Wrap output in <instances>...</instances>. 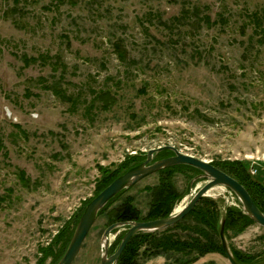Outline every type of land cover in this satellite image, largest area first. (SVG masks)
<instances>
[{
  "label": "rangeland",
  "instance_id": "1",
  "mask_svg": "<svg viewBox=\"0 0 264 264\" xmlns=\"http://www.w3.org/2000/svg\"><path fill=\"white\" fill-rule=\"evenodd\" d=\"M17 8L0 0V264H53L59 231L96 196L101 169L150 149L247 161L264 183V0H20ZM22 55L46 59L25 65ZM55 82L64 98L46 88ZM103 88L116 98L109 110L95 101ZM196 176L173 174L183 196L171 213L207 181ZM158 182L149 174L112 206L130 197L144 215L147 187ZM203 197L222 212L239 207L224 186ZM106 218L97 216L72 264H100ZM124 231L109 234V248ZM263 235L253 223L224 241L230 255L235 248L264 264ZM226 263L207 253L191 264Z\"/></svg>",
  "mask_w": 264,
  "mask_h": 264
},
{
  "label": "trees",
  "instance_id": "2",
  "mask_svg": "<svg viewBox=\"0 0 264 264\" xmlns=\"http://www.w3.org/2000/svg\"><path fill=\"white\" fill-rule=\"evenodd\" d=\"M19 2L20 0H13L15 11H18L17 6ZM115 50L120 56H123L124 50L120 44L115 45ZM21 57L25 65L37 60L46 59L44 55L38 57L22 55ZM56 65H62L59 57L54 61L53 69L58 68ZM46 88H49L57 96L64 98V93L58 82L47 85ZM65 98L70 99L69 97ZM115 100V95L110 89L103 88L95 93V101L100 102V108L103 110H109L115 103ZM2 146L0 137V149ZM166 152L170 153V151H161L163 154ZM144 158V155H132L121 167H117L112 171L106 168L101 169V178L98 181L95 195L102 191L115 178L125 173L131 167L141 163ZM210 163L239 181L246 188L257 207L264 213V183L262 179L253 177L250 174V166L247 161H212ZM181 170L194 174L200 173L199 170L188 165H174L157 171L159 182L155 186L147 187L150 191V199L147 212L144 215L137 209L130 197H126L118 205L112 206L123 193V190L109 200L98 212L97 216L106 214V227L115 222L150 221L167 217L170 215L174 204L183 196V193H180L176 189L172 181L173 174ZM2 199V196H0V200ZM82 209L73 216V221L65 227L66 229L64 228L65 230L59 231L56 243L58 242L59 246L61 243L62 246L55 249L56 258L53 264L58 263L63 256ZM187 218H192L191 225L183 224ZM253 223L241 211L240 203L239 207L226 206L222 212L218 201L201 197L195 207L181 221L171 227L162 231L138 232L134 234L121 252L117 264H143L147 259L154 256H163L164 264H191L207 253H220L225 256L223 243L220 238L221 227H223V237L225 238L229 232L233 235L240 234L248 225ZM178 229L189 232V235L186 238L181 237L177 233ZM123 234L110 246L109 254H112L117 248ZM261 240L264 243V235L261 237ZM41 252L43 255L46 252L52 254L50 246L48 250L41 249ZM230 252L237 264H258L255 254L243 252L235 248L230 249Z\"/></svg>",
  "mask_w": 264,
  "mask_h": 264
},
{
  "label": "water",
  "instance_id": "3",
  "mask_svg": "<svg viewBox=\"0 0 264 264\" xmlns=\"http://www.w3.org/2000/svg\"><path fill=\"white\" fill-rule=\"evenodd\" d=\"M161 151H171L173 155L151 162L153 157ZM174 165L191 166L200 171L196 177L206 178L207 181L195 191L181 209L175 213H171L167 217L150 221L115 222L108 225L102 235L100 264H117L121 252L134 234L138 232H155L176 224L194 208L201 197L206 196L208 191L216 186H224L232 191L241 205V211L254 223L264 227V213L257 207L246 188L239 181L215 167L210 162L191 155L182 154L174 146H161L156 149L148 150L144 161L131 167L125 173L115 178L87 203L78 219L70 242L57 264H72L86 235L96 220L98 212L109 200L149 174ZM119 228H125V233L115 251L109 254L108 236L112 231ZM220 238L223 243L224 254L229 263L237 264L224 243L223 227L220 229Z\"/></svg>",
  "mask_w": 264,
  "mask_h": 264
},
{
  "label": "flooded vegetation",
  "instance_id": "4",
  "mask_svg": "<svg viewBox=\"0 0 264 264\" xmlns=\"http://www.w3.org/2000/svg\"><path fill=\"white\" fill-rule=\"evenodd\" d=\"M169 155H167L166 157H168ZM165 157V156H164Z\"/></svg>",
  "mask_w": 264,
  "mask_h": 264
},
{
  "label": "bare ground",
  "instance_id": "5",
  "mask_svg": "<svg viewBox=\"0 0 264 264\" xmlns=\"http://www.w3.org/2000/svg\"><path fill=\"white\" fill-rule=\"evenodd\" d=\"M178 208H179V207H178ZM178 208H177V209H178ZM175 210H176V209H175Z\"/></svg>",
  "mask_w": 264,
  "mask_h": 264
},
{
  "label": "crops",
  "instance_id": "6",
  "mask_svg": "<svg viewBox=\"0 0 264 264\" xmlns=\"http://www.w3.org/2000/svg\"><path fill=\"white\" fill-rule=\"evenodd\" d=\"M227 264V263H226Z\"/></svg>",
  "mask_w": 264,
  "mask_h": 264
}]
</instances>
